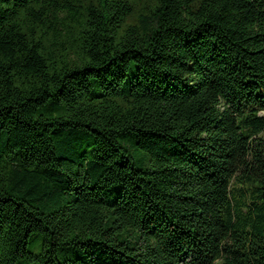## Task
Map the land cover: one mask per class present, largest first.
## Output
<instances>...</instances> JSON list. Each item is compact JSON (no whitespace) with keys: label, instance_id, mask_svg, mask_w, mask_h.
<instances>
[{"label":"trees","instance_id":"16d2710c","mask_svg":"<svg viewBox=\"0 0 264 264\" xmlns=\"http://www.w3.org/2000/svg\"><path fill=\"white\" fill-rule=\"evenodd\" d=\"M0 264H264V0H0Z\"/></svg>","mask_w":264,"mask_h":264}]
</instances>
